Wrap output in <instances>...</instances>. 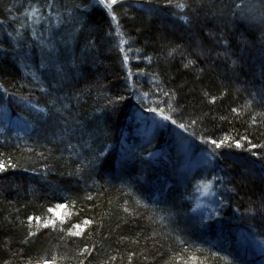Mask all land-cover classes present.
I'll return each instance as SVG.
<instances>
[{
    "label": "trees",
    "instance_id": "1",
    "mask_svg": "<svg viewBox=\"0 0 264 264\" xmlns=\"http://www.w3.org/2000/svg\"><path fill=\"white\" fill-rule=\"evenodd\" d=\"M166 4L0 0V264H264V0Z\"/></svg>",
    "mask_w": 264,
    "mask_h": 264
},
{
    "label": "snow or ice",
    "instance_id": "2",
    "mask_svg": "<svg viewBox=\"0 0 264 264\" xmlns=\"http://www.w3.org/2000/svg\"><path fill=\"white\" fill-rule=\"evenodd\" d=\"M99 2H100L101 4H103L106 8H108L109 11L111 12L113 5L117 3V0H99ZM171 2H172V0H167V4L165 5V7H167L168 5H171ZM175 6L178 7V8H186V7H190V5H186V4H183V3L177 4V5H175ZM192 11L195 12V9H192ZM112 18H113V20L116 19L114 13H113V15H112ZM180 19H182V20L184 21L185 24H190V25L195 24V19H191V20H190L189 17L186 16V15H185V16H181ZM222 42H223L224 45H226V46L228 45V41H227L226 39H224ZM42 43H43V42H42ZM174 51H176V49H172V51L169 52V55H171L172 52H174ZM51 52H52V48H49V53H51ZM201 54H203V53H201ZM127 59H128V58L125 57V60H127ZM149 59H150V58H149ZM191 63H192V61H189V64H191ZM233 63H235V61H233ZM53 66L56 68V71H57L58 73L64 71V68H63L59 63H54ZM74 66H75V65H74ZM41 67H45V64H44L43 62L41 63ZM185 67H188V65H185ZM165 94L167 95V93H165ZM122 99H123V97H118L117 100H115V101H110L109 103L115 104V103H118L119 100H122ZM150 111L158 113V115H159L163 120H165V121H167V120H171L172 123H174V124L176 123L175 120H172L171 116L165 115V114H164V111H163L162 109L152 108V109H150ZM193 123H194V122H193ZM179 127L182 128V129H184V128H185V125H184V124H180ZM245 139H246V138H245ZM210 143L213 144V145H215L216 147H220V145H222V144L224 143V141L222 140V141L217 142L216 140H211ZM240 146H241L240 143L237 141V142H236V147H240ZM253 147H255V146H253ZM101 154H103V153H101ZM150 155H151V154H150ZM253 155H255V153H253ZM4 167H5L4 164L0 163V171H2V170L4 169ZM13 167H15V165H13ZM57 207L62 209V208L65 207V205L61 204V205H58ZM50 211H51V210H50ZM36 219L39 220V218H36ZM49 223L54 225V224H55V221H47V222L45 223V226H47ZM84 223H85V225H87V224H90L91 221H85ZM75 227L79 229L81 226H80V225H76ZM74 234H75V235H79L80 232L77 231V232H75ZM85 251H86V250H85ZM45 264H47V262H45Z\"/></svg>",
    "mask_w": 264,
    "mask_h": 264
},
{
    "label": "rangeland",
    "instance_id": "3",
    "mask_svg": "<svg viewBox=\"0 0 264 264\" xmlns=\"http://www.w3.org/2000/svg\"><path fill=\"white\" fill-rule=\"evenodd\" d=\"M243 241H245L244 239H243ZM247 241H248V243L249 244H247L246 243V247H249L251 250L249 251V254H255L256 253V251H254V248L256 247L255 246V244H254V242L252 243V242H250L249 240H248V238H247ZM247 241H245V242H247ZM264 262V261H263Z\"/></svg>",
    "mask_w": 264,
    "mask_h": 264
}]
</instances>
